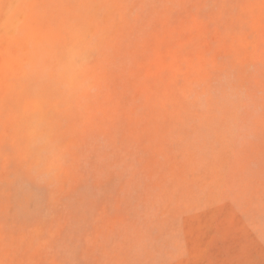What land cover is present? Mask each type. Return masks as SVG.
Instances as JSON below:
<instances>
[{
	"label": "rangeland",
	"instance_id": "rangeland-1",
	"mask_svg": "<svg viewBox=\"0 0 264 264\" xmlns=\"http://www.w3.org/2000/svg\"><path fill=\"white\" fill-rule=\"evenodd\" d=\"M0 264H264V0H0Z\"/></svg>",
	"mask_w": 264,
	"mask_h": 264
},
{
	"label": "bare ground",
	"instance_id": "bare-ground-1",
	"mask_svg": "<svg viewBox=\"0 0 264 264\" xmlns=\"http://www.w3.org/2000/svg\"><path fill=\"white\" fill-rule=\"evenodd\" d=\"M17 8V3L13 5V10Z\"/></svg>",
	"mask_w": 264,
	"mask_h": 264
}]
</instances>
